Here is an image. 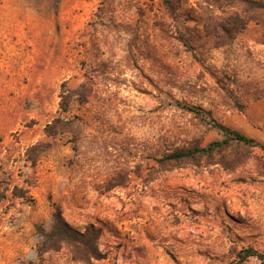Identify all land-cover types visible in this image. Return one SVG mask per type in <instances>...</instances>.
<instances>
[{
    "label": "rangeland",
    "instance_id": "1",
    "mask_svg": "<svg viewBox=\"0 0 264 264\" xmlns=\"http://www.w3.org/2000/svg\"><path fill=\"white\" fill-rule=\"evenodd\" d=\"M264 5V0H251ZM264 9L0 0V264H234L264 252ZM97 257L42 248L53 207ZM242 264H264L250 257Z\"/></svg>",
    "mask_w": 264,
    "mask_h": 264
},
{
    "label": "trees",
    "instance_id": "2",
    "mask_svg": "<svg viewBox=\"0 0 264 264\" xmlns=\"http://www.w3.org/2000/svg\"><path fill=\"white\" fill-rule=\"evenodd\" d=\"M241 3L249 6L251 11H258L264 9V5L259 2H253L251 0H239ZM197 112L203 121L208 125L214 127L221 134V139L210 142L207 146L202 148H195L194 150L177 151L166 156V160L180 161L188 157H193L197 153L210 154L213 150H220L231 142L235 141L242 143L243 145L251 147H259L264 150V143L257 141L256 139L247 136L241 131L231 128L221 122H218L214 118L210 117L208 113L199 108H192ZM1 199V198H0ZM52 223L48 232L42 233V248L47 250H56L63 245L70 246L72 251H83L87 253L89 257H97L98 251L96 247V240L98 239V231L93 225H89L84 231H78L70 226L63 217L62 211L59 207L54 206L51 215ZM250 257H258L264 260V252H259L252 246L242 248L237 253V259L234 264H242Z\"/></svg>",
    "mask_w": 264,
    "mask_h": 264
}]
</instances>
